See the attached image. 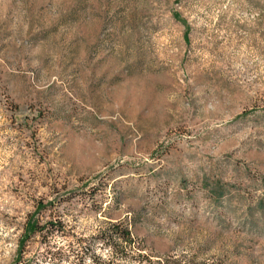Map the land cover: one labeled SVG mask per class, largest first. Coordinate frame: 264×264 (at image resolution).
Here are the masks:
<instances>
[{
	"label": "rangeland",
	"instance_id": "rangeland-1",
	"mask_svg": "<svg viewBox=\"0 0 264 264\" xmlns=\"http://www.w3.org/2000/svg\"><path fill=\"white\" fill-rule=\"evenodd\" d=\"M0 264H264V0H0Z\"/></svg>",
	"mask_w": 264,
	"mask_h": 264
},
{
	"label": "trees",
	"instance_id": "trees-1",
	"mask_svg": "<svg viewBox=\"0 0 264 264\" xmlns=\"http://www.w3.org/2000/svg\"><path fill=\"white\" fill-rule=\"evenodd\" d=\"M44 206H40L39 209H42ZM36 211H37V207H36ZM49 226H52V224H49ZM46 230L45 226H39L37 224V220L34 219V217H31L27 220V222L24 225V233L21 236V238L18 241V247L19 249H22V246L24 245V243L28 240V238H30L31 236H36L38 235H42L43 236V231ZM123 234L121 236H119V239L121 241H123L124 243H126V241L128 240L129 237V233L128 231H124L122 232ZM53 255V254H51Z\"/></svg>",
	"mask_w": 264,
	"mask_h": 264
}]
</instances>
